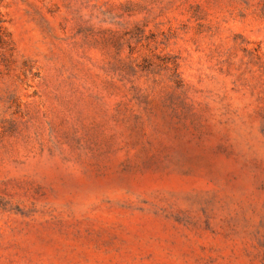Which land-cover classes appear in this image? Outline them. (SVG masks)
I'll return each mask as SVG.
<instances>
[{
  "label": "rangeland",
  "instance_id": "rangeland-1",
  "mask_svg": "<svg viewBox=\"0 0 264 264\" xmlns=\"http://www.w3.org/2000/svg\"><path fill=\"white\" fill-rule=\"evenodd\" d=\"M0 264H264V0H0Z\"/></svg>",
  "mask_w": 264,
  "mask_h": 264
}]
</instances>
